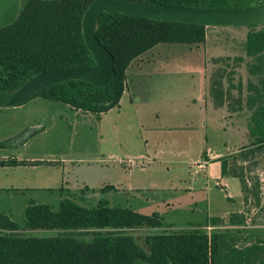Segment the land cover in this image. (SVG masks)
I'll return each mask as SVG.
<instances>
[{
	"label": "rangeland",
	"instance_id": "rangeland-1",
	"mask_svg": "<svg viewBox=\"0 0 264 264\" xmlns=\"http://www.w3.org/2000/svg\"><path fill=\"white\" fill-rule=\"evenodd\" d=\"M247 32L246 26H209L205 44L197 48L154 47L133 63L119 107L105 114L42 98L26 101L12 111L22 130L2 143L0 160L11 154L41 160L37 166L48 170L39 171L41 178L47 175L51 186L53 178L62 177L67 193L84 205L104 199L110 207L155 213L175 226L171 230L222 218L206 231H244L240 246L254 236L264 239V154L240 156L252 142L246 103L254 93L248 87L261 91L264 79V74L249 73ZM219 100L223 104L216 106ZM233 169L243 174L248 190L257 187L259 202L248 197L244 224L229 228L230 216L242 209ZM107 186L112 189L101 190ZM55 199L52 195L49 204L57 209ZM11 215L24 224V210ZM150 232L157 230L135 234ZM30 235L51 237L57 231Z\"/></svg>",
	"mask_w": 264,
	"mask_h": 264
},
{
	"label": "trees",
	"instance_id": "trees-1",
	"mask_svg": "<svg viewBox=\"0 0 264 264\" xmlns=\"http://www.w3.org/2000/svg\"><path fill=\"white\" fill-rule=\"evenodd\" d=\"M92 1L21 0L15 23L0 30V92H12L40 72L92 67L94 61L81 32L83 13ZM151 1L186 8L264 6V0ZM246 27L245 53L253 61L249 73L264 74V26ZM206 29L195 24L102 13L96 26V38L113 56V81L103 88L83 81H65L26 101L42 98L76 111L105 114L119 107L133 63L140 62L145 53L158 45L197 48L206 42ZM261 85V91L252 84L248 87L254 93L246 103L251 110L248 135L252 142L242 148L240 156L256 151L264 154V104H257L264 98V79ZM212 92L215 94L214 88ZM214 104L218 106L223 102L219 100ZM41 164L40 161L0 160V166ZM233 173L239 180L244 204L248 197L258 203L257 187L248 190L243 174L235 169ZM110 189L112 187L107 186L101 190ZM60 192L57 209L30 201L23 225L0 213V264H264V239L259 236L240 246L237 242L240 235L247 237L246 232L208 233L209 225L216 227L213 221L171 230L175 226L165 223L158 214L144 215L130 208L110 207L104 199L96 205H84L80 203L82 198L77 201L67 191L65 194L60 189ZM243 224V215H233L228 221L229 226ZM140 230L157 232L136 235ZM34 231H57V235H30Z\"/></svg>",
	"mask_w": 264,
	"mask_h": 264
},
{
	"label": "water",
	"instance_id": "water-1",
	"mask_svg": "<svg viewBox=\"0 0 264 264\" xmlns=\"http://www.w3.org/2000/svg\"><path fill=\"white\" fill-rule=\"evenodd\" d=\"M21 0H0V30L15 23ZM120 13L128 16L209 26H264V6L254 8H186L162 5L151 0H94L83 13L81 32L84 44L94 65L87 68L69 67L40 72L16 90L0 92V108L22 104L38 92L65 81L77 80L103 88L115 77L114 59L96 38V26L100 14Z\"/></svg>",
	"mask_w": 264,
	"mask_h": 264
},
{
	"label": "crops",
	"instance_id": "crops-1",
	"mask_svg": "<svg viewBox=\"0 0 264 264\" xmlns=\"http://www.w3.org/2000/svg\"><path fill=\"white\" fill-rule=\"evenodd\" d=\"M32 101H33V104L37 103L35 99L30 100L27 103H30ZM24 105L25 104H21L17 106L16 108L15 107L0 108V150H2L3 142L9 139L10 140L14 139L19 134L18 132H21L22 127H18V125L16 124V121L14 120V118L17 117V115H15L17 114V112H15L14 114L12 111H16V109H22L21 107ZM11 116H13L12 119H10ZM11 156L12 157H9V158H3L2 160L4 161L25 160L28 162L39 161L34 158L23 159L21 157H18L17 154H11ZM42 168L44 170H41V167L37 165L0 166V213H4L10 218H12L11 217L12 213L22 211V210L26 211V208L30 201H35L40 204L50 205L49 202H50V198L52 197V195L54 198H57L55 199L57 200V202L58 201L60 202L61 200L60 189L64 190L65 194H66V191L68 190L65 187V184H63L62 177H59L56 180H54L53 178V181H52L53 185L50 186L49 179L46 177L47 175H44L45 177L43 178H41L40 176L39 171H48V170H45L47 168H44V167ZM48 169H50V167H48ZM53 177L56 178L54 173H53ZM241 199H242L241 211L234 213L231 216L243 215L245 218L246 213L243 207V195ZM209 206H210V202H209ZM52 208L54 209V207ZM221 220L222 218L217 219L216 217H209L207 222L213 221L214 225H216ZM232 227H235V226H229V228H232ZM208 228H211V225H209Z\"/></svg>",
	"mask_w": 264,
	"mask_h": 264
},
{
	"label": "built area",
	"instance_id": "built-area-1",
	"mask_svg": "<svg viewBox=\"0 0 264 264\" xmlns=\"http://www.w3.org/2000/svg\"><path fill=\"white\" fill-rule=\"evenodd\" d=\"M219 184H217V186H218Z\"/></svg>",
	"mask_w": 264,
	"mask_h": 264
}]
</instances>
